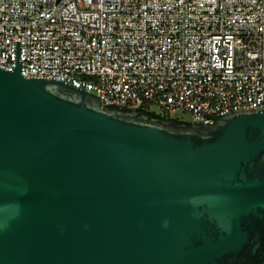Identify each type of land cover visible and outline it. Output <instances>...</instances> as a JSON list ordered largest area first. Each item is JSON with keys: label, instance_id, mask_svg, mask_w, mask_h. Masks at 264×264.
Wrapping results in <instances>:
<instances>
[{"label": "water", "instance_id": "1", "mask_svg": "<svg viewBox=\"0 0 264 264\" xmlns=\"http://www.w3.org/2000/svg\"><path fill=\"white\" fill-rule=\"evenodd\" d=\"M213 119L27 79L16 41L0 68V264H264V106Z\"/></svg>", "mask_w": 264, "mask_h": 264}, {"label": "built area", "instance_id": "2", "mask_svg": "<svg viewBox=\"0 0 264 264\" xmlns=\"http://www.w3.org/2000/svg\"><path fill=\"white\" fill-rule=\"evenodd\" d=\"M16 41L23 77L107 105L207 126L264 106V0H0L1 69Z\"/></svg>", "mask_w": 264, "mask_h": 264}, {"label": "rangeland", "instance_id": "3", "mask_svg": "<svg viewBox=\"0 0 264 264\" xmlns=\"http://www.w3.org/2000/svg\"><path fill=\"white\" fill-rule=\"evenodd\" d=\"M180 118H182L184 122H191V116L189 114H180Z\"/></svg>", "mask_w": 264, "mask_h": 264}, {"label": "trees", "instance_id": "4", "mask_svg": "<svg viewBox=\"0 0 264 264\" xmlns=\"http://www.w3.org/2000/svg\"><path fill=\"white\" fill-rule=\"evenodd\" d=\"M150 115H152L155 118H159V119L166 120V121H171V119L166 118V117L156 116L155 114H150ZM173 121H176L178 123H182L181 121H178V120H173Z\"/></svg>", "mask_w": 264, "mask_h": 264}]
</instances>
